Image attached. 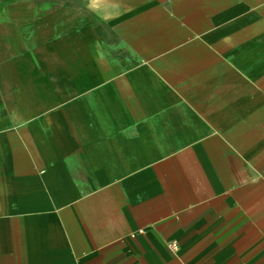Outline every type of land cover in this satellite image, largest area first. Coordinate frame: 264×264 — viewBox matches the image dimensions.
Instances as JSON below:
<instances>
[{
	"label": "crops",
	"instance_id": "crops-1",
	"mask_svg": "<svg viewBox=\"0 0 264 264\" xmlns=\"http://www.w3.org/2000/svg\"><path fill=\"white\" fill-rule=\"evenodd\" d=\"M0 264H264V0H0Z\"/></svg>",
	"mask_w": 264,
	"mask_h": 264
},
{
	"label": "built area",
	"instance_id": "built-area-1",
	"mask_svg": "<svg viewBox=\"0 0 264 264\" xmlns=\"http://www.w3.org/2000/svg\"><path fill=\"white\" fill-rule=\"evenodd\" d=\"M171 247H172L174 250H177V249H178V244H177V243H173Z\"/></svg>",
	"mask_w": 264,
	"mask_h": 264
}]
</instances>
